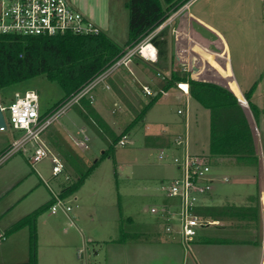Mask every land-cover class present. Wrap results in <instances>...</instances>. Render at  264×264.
Segmentation results:
<instances>
[{
    "label": "crops",
    "instance_id": "1",
    "mask_svg": "<svg viewBox=\"0 0 264 264\" xmlns=\"http://www.w3.org/2000/svg\"><path fill=\"white\" fill-rule=\"evenodd\" d=\"M70 1L77 9L84 12L101 27H103V23L106 24L103 18L105 17L110 0ZM128 1L122 0L121 3L123 10H127L129 18L132 6ZM97 8H99L98 16L96 14ZM143 10L148 16H151L148 11ZM96 17L98 20L95 19ZM184 18L187 19L188 24ZM183 19L184 21H182ZM117 23L112 20L111 24H109V30L114 35L118 32ZM175 27L173 25L172 29H177L179 34L184 31L187 35L188 40L185 44H179V34L177 37L170 30L163 32L158 38L161 48L159 60L156 63L135 58L129 67H122L113 73L111 75L112 80L106 82L109 88L102 84V89L111 91L112 98L117 106L113 110L114 113L119 109L121 112L131 114V111L137 108L140 109L141 113L144 110L147 112L154 105L150 106V101L159 93L162 94L160 98L173 97L175 100H178L182 104L181 106L188 112L187 115L180 114L184 115L182 120L185 124L188 123L191 126V131H195V133L204 132L207 136L208 153L200 155L206 156L211 165L212 161L215 163V160H218L219 167L230 168V175L225 174L222 177L220 176V179L227 182L230 180V184L236 180L237 184H231L230 194L221 193L222 198L217 200L214 193V184L220 179L213 174L212 169V189L202 196L199 206L200 210L202 207H206L207 210L206 213L202 210L198 213L214 223L201 228L198 235L188 245L183 243L179 235V222L177 214H175L178 206L177 200L166 197V199L151 207L164 210L163 215L161 212L156 214L150 210L154 216L147 222H138L133 217H129L127 218V222L134 225L136 227L135 230L126 231L120 228L114 236L111 235L109 239H102L104 260L98 264H264V24L262 27V44L257 42L255 35L258 30L255 28L254 38L250 40L252 43L239 42V45L234 48L224 33L201 14L188 11L181 17L179 27L176 25ZM125 29L124 27L123 31ZM127 30L129 36V29ZM107 34L110 36L109 33ZM220 36L223 37L227 47H225ZM124 40V43H126L128 38ZM193 42L196 46L193 45ZM198 50L204 52V56L199 54ZM147 63L151 67H154V72L148 69ZM228 63L230 65H227ZM171 69L182 73L183 76H186V79H174L173 86L165 88V84L167 83L166 77L167 75L170 76ZM189 78L211 83H215V80L222 81L230 89L228 90L237 97L248 123V128L252 133L254 158L245 152L241 154L240 152L230 151V155H213L210 153L212 143V112L193 98L190 92L185 94L178 87V83L189 84ZM144 86L149 87L153 91L152 96L145 93ZM253 87L252 101L259 110L257 117L250 108L245 96L246 92ZM27 89L34 90L32 88ZM98 96L99 98L95 97V101L93 102L95 117L90 116L92 124L88 125L86 123V126H92L94 129L97 128L100 134L103 135L106 134L105 131L108 129L107 124L111 128L112 125L106 120L104 114L96 105L97 103L102 108L106 102L103 94ZM239 96L243 97L247 107ZM181 106L177 108V112ZM81 111L83 114L87 113L84 107L81 108ZM96 117L101 119L102 122H99ZM182 120L180 122L172 120L171 125L167 124L165 129L162 128L155 132L152 131L153 127L151 126L153 125L148 126L144 123L146 130L152 131V133L147 132L146 136L153 143L159 145L161 151L166 150L172 156L177 152L173 142L178 132L181 131V126H183ZM179 123L180 126L178 127ZM11 130L13 131L11 132V136L0 135V154L12 144L14 134L17 132L21 133L18 130ZM85 130L83 128L82 132L85 133ZM128 133L130 135V132ZM47 139L48 137L43 136L41 138L42 143L52 153L58 155L48 144ZM249 142L248 135L245 136L243 128L241 138H230V149L248 148ZM33 147L34 144H30L26 151L20 152L21 159L24 158L27 161L32 167L33 172L37 174L41 182L51 191L48 182L37 172V163L34 164L31 161ZM33 174L32 172H27L23 167H18L4 182L3 186L0 187V203L7 199L0 207V213L5 215V217L1 216V218H5V221H0L3 224V231L0 232H3L6 238L9 234L11 238L13 234L18 233L20 230H25V228L31 230L30 225L17 230H13L12 227L23 217L41 206L45 200L41 198L40 194H36L38 189L35 186L31 185L29 188L23 187L28 178L33 176ZM221 191L227 192L222 189ZM27 200H29L28 203L23 206ZM50 200L46 202L48 203ZM222 207L227 208V214L222 216L211 214V209ZM17 209L19 210L16 211ZM13 211H15V215L7 218ZM173 215L174 217L168 220V217ZM41 218L42 214L37 218L36 228L40 226ZM170 223L173 226L172 233L166 230V227ZM30 236L31 239L29 241L32 246V234ZM0 240H5V238ZM90 241H92L91 238Z\"/></svg>",
    "mask_w": 264,
    "mask_h": 264
},
{
    "label": "rangeland",
    "instance_id": "2",
    "mask_svg": "<svg viewBox=\"0 0 264 264\" xmlns=\"http://www.w3.org/2000/svg\"><path fill=\"white\" fill-rule=\"evenodd\" d=\"M121 1L110 0L108 3V9L103 18L108 25L103 23L101 27L92 20L103 31L109 33L115 42L123 45L125 44L124 39L128 38L129 18L127 10H123ZM97 9L96 14L99 11V8ZM188 11L201 14L213 22L224 33L233 48L238 46L239 42L252 43L250 40L254 38L255 28L258 30L255 35L257 42L261 44L263 42L264 0H193ZM95 19L98 20L97 17ZM112 20L115 23L118 22L116 35L109 30ZM176 20L178 21L174 23V27L175 25L179 27L181 19ZM185 22L188 24L187 19ZM124 27L125 31H123ZM168 30L175 33L172 25L166 29ZM220 37L227 47L223 37ZM193 45L196 46L194 42ZM199 51L198 53L204 56V52ZM148 65V69L154 72V67ZM111 80L112 76H109L105 82ZM27 88H32L38 93L41 114L47 113L64 96V91L57 82L50 81L45 75H41L0 89V99L6 105L12 100L16 91L24 92L28 90ZM100 94L104 96L105 105L102 108L97 103L96 105L112 125L111 128L107 124L106 134L101 135L97 128L86 126L87 122L81 116L80 110L84 107L89 112V109L82 102L68 109L45 131L43 136L48 137V144L66 163L65 175L56 178L52 175L51 155L36 164L37 172L48 182L51 191L41 182L27 161L24 158L21 159V153L15 154L0 165V187L18 167L34 173L23 187L29 188L33 185L38 189L36 194H40L41 198L45 199L38 207L40 208L47 203L46 201L53 198L52 191L61 193L64 187L76 181L79 176L77 168L85 171L98 162L81 187L66 198L62 197L73 207L72 211L66 213L63 208H60L57 213H52L50 207L41 213L40 226L36 228V264H98L103 262L101 240L109 239L111 235L114 236L120 228L126 231L135 230L136 227L127 222L129 217H133L138 222L150 221L154 216L150 212L151 207L166 199L160 190L161 182L169 181L178 175V170L170 156L171 153H166L165 159L160 158L161 148L146 136L149 130H146L144 123L148 126L153 125L151 126L152 131L155 132L162 128L165 129L167 124L171 125L172 120L180 122L184 115L178 114L177 108L182 104L173 97L159 98L147 112L145 111V118L141 117L130 129V135L127 132L129 135L127 144L121 146L117 143L111 150L115 144L111 134L121 137L125 133V128L135 121L141 112L137 108L132 110L131 114L121 112L119 109L114 113L113 110L117 106L111 91L103 90L100 85L95 89L94 96L98 99ZM5 115L8 117L7 111ZM182 122L183 129L181 128L178 134H185L188 130V123L185 124L183 120ZM190 127L188 133L190 152L207 154L206 134L204 132L195 133ZM83 128L86 129L85 134L89 137L85 148L78 144L84 137ZM11 132L13 131L9 128L7 131H0V135L11 136ZM20 135L19 132L15 133L12 141ZM106 153H108L107 156ZM70 157L75 160L74 165L70 163ZM215 161L216 164L212 161V169L216 177L220 179L225 174L230 175V168H221L218 166V160ZM231 184H237L236 180ZM231 184L230 180L227 182L220 179L215 182L214 193L217 200L222 198L221 193L230 194ZM221 189L227 192H222ZM6 200L0 203V207ZM28 201L24 202L23 206ZM14 215L15 211L7 218ZM1 216L5 217V215L0 213V221H5V218ZM2 225L0 222V231H3ZM31 234L32 231L25 228L13 234L11 238L10 234L7 238L5 235V240H0V264H32L30 261L31 242L29 241Z\"/></svg>",
    "mask_w": 264,
    "mask_h": 264
},
{
    "label": "built area",
    "instance_id": "3",
    "mask_svg": "<svg viewBox=\"0 0 264 264\" xmlns=\"http://www.w3.org/2000/svg\"><path fill=\"white\" fill-rule=\"evenodd\" d=\"M192 2L193 0H189L172 14L154 22L152 31L140 42L127 46L112 65L89 82L78 94L52 112L42 116L39 95L35 90L15 92L8 104L1 105L6 126L0 127V131H7L11 128L21 131V135L0 154V165L15 154L26 151L30 144H34L31 155L32 163L36 164L51 155L53 176L65 175V161L42 143V135L68 109L80 104L83 98H87L93 103L95 89L102 84L109 88L105 82L106 78L122 67H129L135 58L156 63L160 54V47L156 39L171 25L173 27L174 23L178 21L176 19H181L188 12ZM102 32L103 30L88 15L77 9L70 0H0V34L56 36L65 34L98 35ZM178 34V31L175 30L177 37ZM178 87L183 93H189L188 83H178ZM143 89L147 95H153V91L149 87L144 86ZM6 111L8 117L5 115ZM178 113L188 114L184 108L178 109ZM82 133L84 137L78 144L85 148L89 137L84 132ZM127 142L128 135L125 134L118 144L124 146ZM173 145L177 152L171 156V159L178 170V175L169 181H162L160 190L165 197L177 200L178 206L175 214H177L179 222V235L183 243L188 245L198 235L201 228L214 223L197 211L202 196L208 193L213 186L212 165L206 156L190 152L187 131L185 134H178L174 138ZM166 153V150H162L160 158L165 159ZM52 195L54 199L51 205L52 213H57L60 208H63L66 213L72 211L73 207L60 196V193L53 192ZM151 212L164 214V210L157 207L151 208ZM172 217L174 215L168 217V220ZM166 230L169 233L173 232L172 223L168 224ZM4 238L5 235L0 233V239Z\"/></svg>",
    "mask_w": 264,
    "mask_h": 264
},
{
    "label": "trees",
    "instance_id": "4",
    "mask_svg": "<svg viewBox=\"0 0 264 264\" xmlns=\"http://www.w3.org/2000/svg\"><path fill=\"white\" fill-rule=\"evenodd\" d=\"M132 1H128L132 9L129 12V36L125 45L115 42L105 32L98 35L65 34L56 36L0 34V89L41 75H45L50 81L57 82L62 87L64 96L47 113L42 114L44 116L74 97L89 82L112 65L122 54L125 46L135 45L140 42L152 31L154 22L172 14L189 0ZM143 9L148 11L151 16H148ZM187 40L185 32H180L179 44H185ZM156 42L160 47L158 39H156ZM166 79L165 88H170L174 84V79H186V76L171 69L170 76L167 75ZM188 82L190 95L212 112V143L210 153L213 155H230V151L240 152L241 154L245 152L254 158L252 133L248 128V123L237 97L228 89L215 83L192 78H189ZM253 91L254 87L246 92L245 96L250 108L257 117L259 110L252 101ZM161 95L159 93L154 96L149 105H153ZM240 99L247 107L243 97H240ZM81 102L85 103L89 112L86 114H83L81 110L80 112L88 125H91L92 120L90 116L95 115L93 103L87 98H83ZM144 113L145 110L142 111L135 121L128 125L123 135L130 131L135 123L144 116ZM97 120L102 122L99 118ZM243 128L245 136L248 135L250 141L249 147L245 149H230V138H241ZM111 135L115 141V144L111 147V150H113L123 135L121 137L114 134ZM105 155L107 156L108 153ZM69 161L73 165L75 164V160L71 157ZM97 164L98 162L85 171L76 167L79 170L78 178L74 183L64 187L60 196L66 198L81 187ZM53 202L54 199L52 198L44 206L23 217L12 227L13 230H17L27 225L31 226L32 264H36L37 218L42 212L50 208ZM201 210L206 213L207 209L206 207H202ZM201 210L197 209L198 212ZM210 212L215 216H222L227 214V208L211 209Z\"/></svg>",
    "mask_w": 264,
    "mask_h": 264
},
{
    "label": "water",
    "instance_id": "5",
    "mask_svg": "<svg viewBox=\"0 0 264 264\" xmlns=\"http://www.w3.org/2000/svg\"><path fill=\"white\" fill-rule=\"evenodd\" d=\"M214 82L219 84V85H221V86H223V87H226L227 89H229L228 86L222 81L215 80ZM1 105H2V103L0 101V127L6 126V120H5L4 113L2 111V106Z\"/></svg>",
    "mask_w": 264,
    "mask_h": 264
}]
</instances>
